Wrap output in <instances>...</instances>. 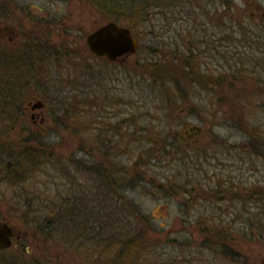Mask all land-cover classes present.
<instances>
[{
	"label": "rangeland",
	"instance_id": "rangeland-1",
	"mask_svg": "<svg viewBox=\"0 0 264 264\" xmlns=\"http://www.w3.org/2000/svg\"><path fill=\"white\" fill-rule=\"evenodd\" d=\"M128 2L125 4L141 3L143 8L141 17L129 22L139 48L129 56L127 68L121 69L104 58L92 61L78 56L84 52L86 35L107 23L112 11L100 12L77 0H0V29L6 26L9 30L0 32L5 39L12 32L29 33L27 19L57 20L50 34L53 53L46 64L34 65L43 62L36 48L26 57L23 49L17 51L12 45L0 49L3 65L9 61L14 66L18 54L26 65L18 72L14 67L4 69L13 77H6L5 91L0 95V130H5L0 133L15 134L0 140V221L17 228L35 227L37 236H44L49 244L50 264H264L260 260L264 256V137L248 142L242 130L245 119L246 129L256 127L264 132V108L257 106L256 91H241L252 89L250 81L246 85L238 82L241 75L227 70L205 71L204 67L212 66L205 53L204 34L195 32L193 25L207 18L219 19L218 12L215 14L216 8L221 9L219 2L207 7L204 0ZM255 7L253 0H227V58L241 50L238 22L231 21ZM3 50L14 51L15 55L5 57ZM190 51L194 52L191 63L200 66L193 68L190 82L182 79L176 85L141 74L147 62L164 57L187 60ZM211 60L218 63L221 59ZM231 65L236 66L234 61L228 62V67ZM4 70L0 82H4ZM217 74H226L219 79L224 89L203 90L199 75L205 80L213 75L218 78ZM233 80L237 81L235 92L228 87ZM236 93L247 100L243 117L240 97L231 100ZM31 98L43 100L54 109H58L57 102L51 100L64 105L68 130L75 131L82 123L87 131L83 139L86 147L94 142L101 148L105 140L115 146L113 153L99 152L94 162L98 163V176L85 162L83 172L76 168L81 154L71 150L76 146L75 137L61 140L59 134L42 138V147L36 142L26 150L19 147L21 126L14 123L16 115L9 105L13 99L23 104ZM27 118L30 130L37 132ZM121 120H129L130 128L118 126ZM189 125H198L202 131L194 140L181 141L180 132ZM114 134L120 138L111 137ZM47 140L57 147L62 144L50 151L43 147ZM254 144L259 149L253 151ZM246 146L257 155H251ZM28 157L31 162L22 166L17 161ZM252 169L256 174L251 179L258 175L259 180L245 184L240 192L237 175L241 170L252 173ZM113 183L130 187L115 192ZM187 187L193 190L190 201L181 199ZM252 190L258 192L259 199L247 196ZM113 193H119V197ZM32 211L44 219L40 225L32 223ZM202 225L227 231L233 240L231 261L221 258L228 253L226 247L222 253L220 247L214 252L202 246L206 242L200 232ZM138 233H143L138 250L128 252L122 261L118 244ZM0 264L32 263L8 250L0 252Z\"/></svg>",
	"mask_w": 264,
	"mask_h": 264
},
{
	"label": "flooded vegetation",
	"instance_id": "flooded-vegetation-1",
	"mask_svg": "<svg viewBox=\"0 0 264 264\" xmlns=\"http://www.w3.org/2000/svg\"><path fill=\"white\" fill-rule=\"evenodd\" d=\"M196 2H200V0H195ZM246 0H243L245 2ZM256 3V7L254 10H249L248 13H241L240 19L232 20L231 22H238V32L241 34V39L238 41V47L241 48L240 52L236 53V56H231L227 58V50H228V25H227V18H226V9L225 4L227 3V0H207L204 4H214L215 2H219L221 9L216 8L215 14L220 16L219 19H211L207 18L206 20H200V22H194V27H196L195 32H203L204 34V45L206 46V52L207 58L209 60V63L212 67H209V65L205 68L206 72H215V73H223L224 70L237 73L238 75H241V79H237L238 82L242 81L244 82V85L248 81L249 84H251L252 89L245 88L241 91L246 90H252L257 92V96L259 95L258 104L257 106H262L264 108V0L263 3L258 4L257 0H253ZM194 5V4H192ZM215 7V5H214ZM224 8V9H223ZM206 10V9H205ZM211 15V12L209 13ZM26 28L29 31V33H20V32H12V35H10L7 39L0 36V49L1 47H5V45H12L14 48H16L17 51L23 49V53L29 55L28 51H34L33 49L36 48L42 55V61L38 62L39 65L42 66L43 64L47 63V57L48 55L52 54L53 52L50 51L51 47V32H52V24L53 22H57V20H51L46 18H32L27 19L25 21ZM108 22H115L121 26L127 27V24L121 22V21H108ZM107 22V23H108ZM201 22H203L201 24ZM106 24V23H105ZM104 25V24H102ZM100 25V26H102ZM95 27L92 31H90L87 36L92 33L94 30H96L98 27ZM199 27H202V29H199ZM130 29V28H129ZM131 30V29H130ZM8 27L3 26L0 29V32H7ZM133 35L135 36L138 47L139 48V42L137 39V36L135 35L134 31L131 30ZM14 33V34H13ZM61 33V32H60ZM22 34V35H21ZM201 35V34H199ZM86 38H85V44L83 46L84 52L78 53V56L85 57L87 59H100L104 58L108 60L106 57H99L95 54H93L87 47L86 44ZM230 38V37H229ZM231 39V38H230ZM202 43V39H201ZM60 46V44H58ZM237 46V45H236ZM232 47V46H231ZM237 47V48H238ZM61 48V46H60ZM27 50V51H26ZM137 51H135L132 54L126 53L123 54L115 60H108L109 62H112L116 64L119 68L124 69L127 68L126 65L129 63V56L135 54ZM64 52H61L62 58ZM13 54L15 55V52L13 51ZM21 54V53H20ZM17 61L19 60V65L15 68V70L18 72V70L25 69L26 65L25 62L23 63L21 60V55H16ZM23 57V55H22ZM192 57H194V52L190 51V54L187 56V60H179L174 59V63L179 62H188L191 71L193 72L195 69L200 68V66L196 63H191ZM212 57H219L221 60L217 61L218 63H215L213 60H211ZM58 58V57H57ZM60 59V58H59ZM167 58H160L158 60H164ZM190 60V61H189ZM61 61V59H60ZM236 64V66H229L228 62ZM214 62V63H213ZM33 63H31L32 68L34 67ZM30 68V69H32ZM131 68V66H130ZM135 68V67H134ZM208 68V70H207ZM210 68V69H209ZM15 71V72H16ZM223 76L226 74H222ZM87 79V78H86ZM82 88H88L82 86ZM259 92V94H258ZM239 98L241 107L247 106V100L243 98V96H240V94H237V97ZM53 102H57V108L54 109L51 108L50 105H48L46 102L40 99L31 98L28 100H25L23 104H20V101L18 99H13L10 101V105L13 108L14 113L19 115L23 114L24 118H27L29 116V119L31 121L32 127H35L39 132V134L45 138H51L53 136H58L60 134L61 140L64 139H73L76 138V146L75 148H71V150H74L76 153L81 154V157H78V160L75 164L76 168H78L79 171L83 172V164L84 162L87 164H90L93 166V172L96 174V176L99 175V169H98V163H94L98 160L97 156L99 152L113 153L115 150V146H111L108 144V142L104 141V146L97 147V144L93 142L92 147H86L84 145V131L82 123H78L76 125V130L69 131L67 128V124L65 123L66 117L64 116L63 112H66L64 110V105L59 104V101L51 100ZM83 102V101H82ZM246 112V110H243L242 112ZM244 112V113H245ZM264 113V109H263ZM246 114V113H245ZM28 119V118H27ZM244 120V119H242ZM24 122L27 124V120L24 119ZM39 124V125H38ZM42 126V127H41ZM122 129L130 128L131 122L128 120H121L120 124L118 125ZM195 125H189L186 128L183 129L182 132H180L179 138L180 140H194L195 137H197L200 133L195 134L189 130L190 127ZM30 127V126H29ZM40 128V129H39ZM85 128V127H84ZM243 134L246 136V140L249 142V139L252 138V136H260L264 137L263 133L258 128L253 127L252 130L246 129L245 126L242 127ZM71 132V133H70ZM115 132V131H114ZM15 134V133H8V135ZM191 135V136H189ZM113 138H120V136L114 134L111 136ZM123 137V136H121ZM149 140L151 139V136L148 137ZM51 140H47V149L50 151H56L57 148L60 147L62 143H59V147H57V143H50ZM110 143V142H109ZM112 143V142H111ZM155 143V142H154ZM253 144V143H252ZM246 149L250 151V154L255 156L257 155L253 151L256 149H259V146L254 144L252 146V150L249 149L248 146H246ZM15 160V159H14ZM247 171L249 169H246ZM77 171V169H76ZM245 170H241L240 175H237V187H239V191L243 192V187L246 185H253L254 180L258 179V175H256V178L254 180L251 179L252 176L256 174L254 169H252V173H249ZM111 180V179H110ZM259 180V179H258ZM255 187V186H253ZM259 188V186H257ZM259 189H257L258 191ZM248 192V190H246ZM256 190H252L251 194L247 193V196L251 200L259 199L258 192ZM264 196V195H263ZM0 223H7L11 227V235H10V245L7 248L0 249V252L13 250L14 255L20 257L22 260H24L26 263L31 262L32 264H50L51 262V249L48 247V243L46 242V238L44 236H37L34 229L35 227H27L23 226V228H17L10 224V222L1 220ZM29 244V245H28ZM28 260V261H27ZM261 263H264V256L260 259Z\"/></svg>",
	"mask_w": 264,
	"mask_h": 264
},
{
	"label": "trees",
	"instance_id": "trees-1",
	"mask_svg": "<svg viewBox=\"0 0 264 264\" xmlns=\"http://www.w3.org/2000/svg\"><path fill=\"white\" fill-rule=\"evenodd\" d=\"M77 1L80 4L85 5V6H88V5H90V7L93 6V7L97 8V11H100L102 9H107L105 11H112L113 14L111 13L112 14L111 16L107 15V17H106L107 20L108 21H126V22H128L127 26L131 30H133V26H132V23H129V22L137 21L136 19H139L142 15L141 10L143 8L141 6V3L131 2L130 4H125V3H129L128 0H77ZM3 53H4L3 55L5 57H8V55L13 56L12 51L6 50V52H5V50H3ZM173 60L174 59H164L162 61L156 60L153 62H147L143 65V69L141 70V74H144V76L148 75L154 81H161L162 80V82H164L163 80H169V82L174 83L176 85L179 84L182 79L184 81L190 82V80H188V78L192 77L193 72L191 71L192 69H190L191 67H189L188 62L186 61V62L174 63ZM15 63L16 64L14 66H12L9 63V61H5L4 65H3V62L1 63V59H0V66L3 67V69H1V67H0V69L4 70V69L8 68L7 70H10L13 67L16 68L19 65V60L18 61L16 60ZM1 70H0V73H1ZM143 71H144V73H143ZM3 75H4V82H0V91H1L0 95H2V93H4L2 91H5L4 88L2 89V87H3V84L5 83L6 77L9 76L10 74L8 73V71L4 70ZM11 76L13 77V75H10V77ZM213 76L208 77L205 80H201L200 78L202 76L199 75L198 82L203 87V90L209 89L208 91H212L213 90L212 87L224 89L223 86L221 85V80L219 81V79L222 78V75L219 76V74H217L218 78H214ZM166 78H168V79H166ZM10 81L11 80H6V83H8ZM203 81H207V82H203ZM224 81H225V78L222 79V82H224ZM12 82H13V80H12ZM236 82H237L236 80L229 82L228 87L230 88V90L232 92H235L234 87H235ZM209 85H211L210 88H209ZM215 90H217V89H215ZM218 92H220V90ZM219 96L221 97L222 95L219 94ZM4 97H6V96H4ZM236 97H237V93H236V96L234 98H232L231 100L236 99ZM219 99L223 100V98H219ZM5 101H6V99H5ZM223 101L228 102L230 100H225V98H224ZM233 105L234 104H232V106ZM3 106L8 107V105H3ZM227 106L231 107L230 104L229 105L227 104ZM234 107H236V106H234ZM241 109L243 111L246 109V107H241ZM244 112H242L241 117H243L244 114L246 113V112L245 113ZM15 115L16 116L13 118L15 120L14 123L16 122L21 126L20 130H19L20 135L18 136L20 141H18V142H20L22 144V146H19V147L25 148L24 150H26L27 148L32 147V146H28L32 142H36L38 145H41V147H42L43 144H41L40 142H42L41 139L43 137L39 134V132H36V131L33 132L32 130H30L29 126L26 124V122H24V119H26V118H24L23 114H19V115L15 114ZM244 121H245V119L242 120V127H244L243 126ZM0 131H5V130H0ZM6 131H10V127ZM8 133H10V132H7L6 135H3L0 133V140L7 139L10 136V135H8ZM254 138H260V136L256 137L253 135L251 139L253 140ZM11 146H12V144L8 146V149ZM45 146L46 145L44 144L43 147L45 148ZM0 147H1V145H0ZM154 147L157 148L158 146L157 147L154 146ZM25 156H27V154ZM17 161H18V163L19 162L21 163V166H22V164H27L28 162H31L29 157L26 158V160L17 159ZM113 184L114 185H112V188L116 189L115 192L122 189V187H124V188L130 187V185H127V184H126V186H125V184H123L124 186H121V184H115V183H113ZM190 187H187L184 189V193L182 194L184 196L181 195L182 196L181 199H183L184 201H190L191 196L193 195V190H192V188L190 189ZM216 192H218V190ZM113 194L116 195L117 197H119L118 196L119 193H117V194L113 193ZM196 202L199 203V201H196ZM68 213L72 214L73 211L72 210L68 211ZM32 215L33 216H31V218H32L31 221H33L32 222L33 224L40 225L41 222L44 221L43 218H41L40 216H37L35 211H32ZM22 217L26 218L24 215ZM70 222H71V220H70ZM224 230L225 229H223L222 227H216L215 226V227L211 228V227H203V225H202L200 232H201L203 239L206 240L205 244H203L202 246L205 248H208V250H210V251L213 250L214 252H217L218 248L220 247L222 249V253L224 252L225 247H226L228 253L226 255L223 254V257H221V258L226 260V261L227 260L231 261L229 259H230L231 254H232L231 248L233 249V247H232L233 246V240H232L231 236H229L226 233L227 231H224ZM142 236H143V233H138L137 235L133 236L132 238L126 240L124 243L118 244V246L120 247L118 253H119L122 261H124V259H126L128 257V252L130 253L131 250H133V249H136V251L138 250V247L142 241V239H141ZM98 251H103V253H104L103 249H101V250L99 249ZM91 252H92V250H91ZM244 264H249V262L248 261L244 262ZM251 264H254V263H251Z\"/></svg>",
	"mask_w": 264,
	"mask_h": 264
},
{
	"label": "water",
	"instance_id": "water-1",
	"mask_svg": "<svg viewBox=\"0 0 264 264\" xmlns=\"http://www.w3.org/2000/svg\"><path fill=\"white\" fill-rule=\"evenodd\" d=\"M86 44L93 54L106 57L108 60H115L126 53L132 54L138 47L131 30L115 22H108L90 33L86 38ZM189 130L198 134L202 128L195 125ZM10 235L11 227L7 223H0V249L9 247Z\"/></svg>",
	"mask_w": 264,
	"mask_h": 264
}]
</instances>
